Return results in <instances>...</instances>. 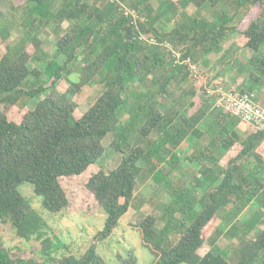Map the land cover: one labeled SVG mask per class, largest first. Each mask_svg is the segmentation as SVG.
I'll return each instance as SVG.
<instances>
[{
  "label": "trees",
  "instance_id": "obj_1",
  "mask_svg": "<svg viewBox=\"0 0 264 264\" xmlns=\"http://www.w3.org/2000/svg\"><path fill=\"white\" fill-rule=\"evenodd\" d=\"M151 1L120 0L139 14L135 19L109 0H24L19 5L0 0V20L17 11L22 18L20 38L0 58V219L19 238L31 239L42 219L19 185L30 183L42 207L56 214L70 207L60 180L76 177L87 198L76 206L88 214L105 212L104 226L95 235L102 241L131 207L147 170L157 185L174 187L162 227L157 228L153 215L138 225L143 246L154 256L152 264H264V130L253 127L247 135L232 136L235 119L241 120L225 111L211 116L213 99L205 83L191 77L187 65L175 63L162 45L169 42L181 58L196 64L214 55L218 62L231 52L222 43L237 34L236 52L248 48L253 54L244 63L232 57L240 74L230 89L255 91L264 75V0H165L156 8ZM189 6L195 13L186 11ZM46 28L62 32L50 60L41 50ZM140 34L158 43L142 41ZM35 56L42 65L30 68ZM246 65L247 79L242 76ZM60 80L68 83L64 92L57 88ZM95 83L102 84L101 93L75 118L74 97ZM109 133L121 160L104 171L98 161ZM134 135L138 143L125 151ZM190 135L202 147H192L184 157L190 167L197 164L186 181L190 168L182 166L177 149ZM203 180L211 185L198 197L195 191ZM254 202L258 209L241 226L227 230L235 234L243 227L250 236L233 242L231 256L216 252L213 244L225 228L216 224L221 210L233 207L228 212L237 217ZM37 241L40 261L25 251L12 260L0 248V264H107L97 242L78 257H54L50 237L40 233ZM130 255L124 263L136 264Z\"/></svg>",
  "mask_w": 264,
  "mask_h": 264
},
{
  "label": "rangeland",
  "instance_id": "obj_2",
  "mask_svg": "<svg viewBox=\"0 0 264 264\" xmlns=\"http://www.w3.org/2000/svg\"><path fill=\"white\" fill-rule=\"evenodd\" d=\"M17 5L22 4L24 0H14ZM153 8L158 7L161 4L163 7L165 5V0H152ZM164 2V3H163ZM118 5V4H117ZM166 9V8H165ZM125 10H130L135 14V18L139 17V14L130 9V7H125L118 5V11L124 14ZM186 11L190 14L195 13L196 9L193 6H189ZM20 11L16 12L14 17L6 15L3 19L0 20V34L4 39V43L0 44V58L6 52L7 45H13L20 38V22H21V13ZM206 11H202L204 14ZM66 25V22L63 23V26ZM174 26V23H170L167 27V30H170ZM62 32L54 33L52 29H44L41 32L40 38L42 40L41 50L47 54V59L50 60L52 54L55 50V43L57 39L61 36ZM237 34H232L230 38L226 39L222 43L223 50L231 51L229 55L218 62L217 55L213 57L204 58L200 60L199 65L200 72L204 76L213 77L211 83L218 84L222 88L228 90L230 89L231 83L235 80L240 73L238 72L237 63L233 65L232 57L236 54V59L241 62H245L246 58L250 57L253 54L251 49L245 48L243 53H237L234 49L233 42ZM32 50V49H30ZM42 58L35 56L29 60L30 68H39L42 65ZM228 65V66H227ZM239 65V64H238ZM249 65L244 66L245 72L242 76L245 79L249 75ZM234 80V81H233ZM202 81V80H201ZM44 81H41L43 83ZM98 82V81H96ZM46 85H49L50 82H46ZM68 86V83L65 80H60L57 84L59 92H64ZM102 84L95 83L86 85L75 97L77 107L75 110V118H79L94 102L97 96L102 91ZM257 93V98L264 94V75L259 86L254 91ZM179 91L177 92V96ZM127 98H130V102L134 99L128 93H125ZM218 111L214 108L210 111L211 116H215ZM234 119V118H233ZM124 122L127 123V117L124 118ZM237 124L243 123L235 119ZM236 137L237 135L234 134ZM113 134L109 133L103 139V145L105 147V152L102 158L98 161L100 166L103 167L104 171H109L116 167L121 160V154L115 153L111 147L113 141ZM190 138L187 140L186 145L180 149V157L182 159V166L184 168H190L189 173L187 172L186 181H190L192 174L197 170L195 165L188 164L185 160V155L190 152L191 148L195 147L200 149L202 144L194 143L195 137L190 135ZM138 136L132 137L130 143L125 147V151H129L131 147L135 146L138 143ZM188 146L187 150H184ZM186 151V152H185ZM235 167V166H234ZM235 169V168H234ZM168 178L167 175L165 177ZM170 178V177H169ZM164 179V184L165 180ZM180 181V180H178ZM182 183V182H179ZM60 184L64 189L68 200L70 201V207L66 208L59 213H51L47 211L41 205L40 197L36 196L33 187L30 183L24 182L21 183L18 187L19 191L30 200L32 206L39 212L41 215L42 221L40 222L37 232L31 237V239H22L19 238L14 229L9 223L3 222L0 219V248L7 254L10 255V258L16 256L18 251L30 252L37 261L41 260L39 250L41 248L40 241H37L38 234H42V237H50L53 242L52 255L54 257H61L63 255L72 254L74 256L82 255L86 249L90 246L91 243L97 242V251L102 256L104 261L107 264H125V261H128L131 258L130 254H133L136 258V264H152L154 261V256L152 252L142 244V235L138 228L139 223L147 215H153L157 217V228L162 227L164 224V219L162 214L165 208V204L171 199V190L169 185H157L154 182L151 173L147 170L145 174L141 177V182L135 192V196L132 200L130 210L125 214L122 219H120L119 224L114 229L113 233L105 240L97 241L95 239L96 233L101 230L105 222V212L97 210L90 214L86 213L82 206H76L79 202H82L84 205L87 201L84 189L77 182L76 177L62 178ZM178 184V183H177ZM210 182L203 180L199 185L198 189L195 191L196 195L199 197L204 190L210 188ZM170 188V189H169ZM201 191V192H200ZM233 208V207H232ZM230 206L221 210L218 221L216 224L218 226H223L224 231L221 232L219 237L216 239L215 244H213L214 250L216 252H222L224 250L228 251V256H231L233 249V242L239 241L244 237H249L251 232L246 233V228H239L235 234H229L227 230H232L234 225L241 226V224L247 220L253 212L258 209V203L254 202L248 207L244 208L241 213L237 214V217L233 214H230L228 211L232 209ZM196 209L199 210L200 206L197 205ZM262 212L264 210L260 209ZM210 237V236H209ZM208 237V238H209ZM212 237V236H211ZM210 237V238H211ZM207 238V239H208ZM209 238V241H210ZM210 242L207 241V245ZM204 248H207L204 245ZM185 264V263H181Z\"/></svg>",
  "mask_w": 264,
  "mask_h": 264
},
{
  "label": "built area",
  "instance_id": "obj_3",
  "mask_svg": "<svg viewBox=\"0 0 264 264\" xmlns=\"http://www.w3.org/2000/svg\"><path fill=\"white\" fill-rule=\"evenodd\" d=\"M109 1L113 4L125 6L120 0ZM124 15H130L135 18V14L130 10H125ZM139 39L149 44L158 43L154 36H147L145 34H140ZM162 45L172 55L175 63L187 65L190 76L194 79H201L205 83L206 95L213 99V109L228 112L243 123L250 124L257 130H264V107L256 101V94L254 92L240 93L231 89L226 90L218 84L207 85L209 77L204 76L199 71L195 62L189 58H181V52L175 49L169 42H164Z\"/></svg>",
  "mask_w": 264,
  "mask_h": 264
},
{
  "label": "crops",
  "instance_id": "obj_4",
  "mask_svg": "<svg viewBox=\"0 0 264 264\" xmlns=\"http://www.w3.org/2000/svg\"><path fill=\"white\" fill-rule=\"evenodd\" d=\"M252 92H254V91H252ZM255 93V92H254ZM256 94V101L257 102H259V101H263L264 100V94H262V96H260V97H258L257 98V93H255ZM262 107H264V105H262ZM253 131V126L252 125H250V124H246V123H239V124H237L235 127H233L232 128V131H231V134H232V136H234V134H236L237 136H236V138L237 137H239V136H244V135H247V134H249L250 132H252ZM235 137V136H234ZM190 137H187V139H185L184 141H183V143L181 144V145H179V147H178V149H177V151H179L182 147H183V145L185 144L186 145V142H187V140L189 139ZM196 139L194 140V143H196ZM188 149V146L184 149V150H187ZM186 152V151H185ZM261 153L264 155V148H263V151H261ZM129 210H130V208H129ZM128 210V211H129ZM128 211H127V213H128ZM126 213V214H127ZM122 219V218H121Z\"/></svg>",
  "mask_w": 264,
  "mask_h": 264
}]
</instances>
